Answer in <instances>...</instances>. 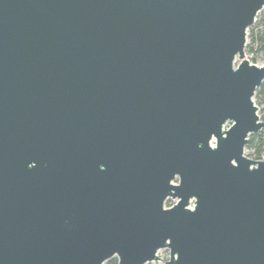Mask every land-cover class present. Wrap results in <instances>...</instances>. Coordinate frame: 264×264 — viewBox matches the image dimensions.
Segmentation results:
<instances>
[{"label": "water", "instance_id": "water-1", "mask_svg": "<svg viewBox=\"0 0 264 264\" xmlns=\"http://www.w3.org/2000/svg\"><path fill=\"white\" fill-rule=\"evenodd\" d=\"M263 7L0 0V264H264Z\"/></svg>", "mask_w": 264, "mask_h": 264}, {"label": "trees", "instance_id": "trees-1", "mask_svg": "<svg viewBox=\"0 0 264 264\" xmlns=\"http://www.w3.org/2000/svg\"><path fill=\"white\" fill-rule=\"evenodd\" d=\"M259 12H261L260 16L258 17L257 14L254 23L248 28L247 38L249 39V43H247L245 47L246 51H250L254 54L260 53L264 57V7ZM252 61L255 62V59L252 58ZM254 95L257 104L264 103V79ZM260 119L264 122V107L260 113ZM263 135L264 130L248 136V141L245 145L246 156L256 160L263 156ZM104 264H117V258L111 257L106 260Z\"/></svg>", "mask_w": 264, "mask_h": 264}, {"label": "rangeland", "instance_id": "rangeland-1", "mask_svg": "<svg viewBox=\"0 0 264 264\" xmlns=\"http://www.w3.org/2000/svg\"><path fill=\"white\" fill-rule=\"evenodd\" d=\"M260 14H261V12H259L258 13V17L260 16ZM247 43H249V39L247 38V42H246V44ZM245 53H246V58L247 59H249L252 63H255V64H258V65H260V64H262L263 62H264V57L260 54V53H258V54H254V53H252V52H250V51H246V47H245ZM252 58H254L255 59V62H253L252 61ZM254 102H255V104L258 106V115L260 116V113H261V111H262V108L264 107V103H256V98H255V95H254ZM229 125V123H227L226 124V126L225 127H227ZM245 153H246V150H245ZM175 182V181H174ZM164 261H162L161 259H160V261H158L157 263H152V264H164L163 263Z\"/></svg>", "mask_w": 264, "mask_h": 264}, {"label": "built area", "instance_id": "built-area-1", "mask_svg": "<svg viewBox=\"0 0 264 264\" xmlns=\"http://www.w3.org/2000/svg\"><path fill=\"white\" fill-rule=\"evenodd\" d=\"M174 182V181H173ZM177 181H175L174 183H176ZM177 200L176 199H172V198H168L165 203H164V207H171L173 204H175ZM192 205L190 204V207Z\"/></svg>", "mask_w": 264, "mask_h": 264}]
</instances>
